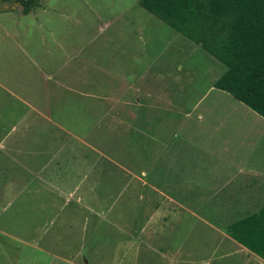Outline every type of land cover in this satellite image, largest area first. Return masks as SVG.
Masks as SVG:
<instances>
[{
  "label": "rangeland",
  "instance_id": "1",
  "mask_svg": "<svg viewBox=\"0 0 264 264\" xmlns=\"http://www.w3.org/2000/svg\"><path fill=\"white\" fill-rule=\"evenodd\" d=\"M9 1L0 0V4H8ZM45 3L49 5V9L46 12L37 10L35 12H38L37 18H35L34 12L23 14L21 9H2L0 11L1 24L3 26L14 24H31L33 26V24L41 22V25L36 28L32 27L31 32H28L35 38L33 42L36 43L30 47V50L37 55L40 50L39 55L56 57L55 67L59 70L64 69L62 66L71 56L77 55L79 58L94 60L93 72L89 70L87 78L78 81V89H81L79 91H86L84 89L86 87L97 92L105 91L104 93L107 95H112L113 101H121V98L123 105L126 103L127 110L121 106L122 112H119L120 110L117 111L119 108H114L115 104L110 105L112 108L106 104L100 109L102 104L97 101V97L88 99V97L71 95L65 96L66 100H62L60 103L58 100H54L55 104L59 103L58 106L67 112L70 120L76 122L75 126L77 129L79 128V135L85 137L89 143L97 144L101 162L96 170L98 175L101 174L100 177L105 183L99 184L96 190L99 196H103L102 191L106 193L109 191L110 196L105 202L107 205L104 204L103 207H95L94 204L91 206L79 204L76 209L77 215L73 218V223L69 224L60 220L69 218L70 208L64 209L59 206L61 204L58 207L48 206L49 203L46 202L48 199L43 192L42 204H46V206H42V208H20L16 205L0 207V264H135V249L137 254L141 251L145 252L141 246L134 247L133 240H135L136 232L135 220L142 221L144 217L148 216L147 211L145 213L147 204L142 201L144 189L139 188L141 186L139 181L145 184L146 177H142L144 180H141L142 173L140 171H136L131 163L124 164L120 161L119 155L126 149V147L123 149L121 147L124 145L129 147L126 152L124 151V157L126 156L130 161L133 156L128 152L129 150L133 152V149H130L132 144L128 143L135 137H140L149 145L152 136L157 134L164 138L162 141L166 144L170 140L165 139L168 136L189 132L187 136L191 137L196 144H205L216 148L220 146V143L223 144L224 138L230 135V138L236 140L231 141L230 152L250 155L251 152L254 154L253 152L263 150V135L259 134L249 138L251 145L243 146L239 142L242 141V137L238 136L241 133L233 130V125L225 126L215 134L214 129L194 126H190L193 129L179 128L181 123L179 119L184 118L185 113L192 110L190 120L193 121L191 123L202 121L201 113L205 115L208 108L218 104L223 107L222 111L218 113V120H222L225 124L228 119H234L233 122H242L248 127L247 132L250 134L249 127L253 120L264 121V118L247 105L246 113L238 115L239 117H236L234 113H228V108L233 104L238 103L243 106L245 104L223 90H215L199 102L200 92L211 85L217 78L216 76L226 70V66L217 60L218 67L211 70L213 67L211 61L216 59L213 54L143 8L139 0H45ZM11 11L13 16L8 18ZM39 32L42 33V42L46 43L45 47L37 35ZM0 37L4 41L3 45L0 44V74L17 80L25 78L24 81L29 82L33 89L40 91L42 84L39 83L36 71L30 67V64H23L21 59L23 55L19 54L20 52L17 53L15 48H6L10 45L5 43L12 40L7 37L4 31ZM177 43L178 47L176 48ZM8 50L12 51L11 55L8 54ZM9 58L13 59V71L11 72L8 71L4 62ZM150 59L156 60L155 66L146 62ZM144 66L142 75L146 74V76L148 70L149 72L151 69L164 72L166 71L164 67H168L166 73L162 75L168 82L179 71L181 73H185L187 70L195 71L194 78L181 76L176 83H172V81L169 83L171 99L174 103L182 105L181 107L184 109L182 111L174 109L177 113L182 114L181 118H178L173 110L162 108H160L162 113H159V110L140 108L134 115L133 104L135 102L131 97L127 103L126 98L130 96L127 90L137 89L134 88L136 81L132 80L135 79V75L141 73L140 70ZM64 74L65 72L62 73V75ZM58 75L61 77L60 74ZM171 75L173 76L169 78ZM67 80L66 84L73 82ZM188 83L190 85L189 92H187L189 95L183 96ZM51 85L56 86L54 82ZM137 86L141 87L142 85L137 82ZM22 88L27 90L25 86ZM141 88L145 91V86ZM57 90L55 89V91ZM57 95L59 94H54L56 99ZM142 96L148 101L149 107H156L149 104L152 96H148L146 93ZM142 96L140 95V97ZM93 103L98 106L97 111L88 113L86 107ZM208 105V108H204ZM194 106H196L195 109H193ZM70 114L75 117H71ZM54 116L57 119L60 117L55 109ZM82 116L84 119L81 118ZM208 118L214 119L213 117ZM148 120H151L152 123ZM155 123L157 126H152ZM93 125L94 128L91 129ZM123 126L126 129L122 128ZM260 130L264 131V128ZM47 132L49 133V131ZM84 148L87 150L86 146ZM151 148L154 151L153 156H158L161 151V155L167 154L166 147L162 150L161 143L158 147L151 146ZM222 153L225 154V152ZM95 157L96 155H94ZM107 161L114 165L111 168H116L114 170L120 172L117 177L109 167L105 166ZM83 170L90 177L83 175L80 178L79 181L84 183L82 187L91 188L86 184L90 178L97 185L96 179L91 177V169ZM137 177L140 179L136 180ZM72 178L74 179L75 176L73 175ZM147 178L149 180V177ZM110 180L113 183H110ZM105 186H110L109 190L102 188ZM122 190L125 191L122 198L118 197V201L115 203V196ZM81 195L79 192V196ZM63 198L66 197L63 196ZM59 201H63V199L61 198ZM64 210L65 213L62 217L60 214L57 215ZM188 220L191 221L190 223L194 222L192 217ZM191 226L193 230L188 233L190 238L200 242L204 240L205 243L197 246L188 241L184 249L193 252V255L197 257L195 262L199 259H207L210 256V248L216 246L218 239L211 229L200 223H194ZM186 227V224L179 226V236L182 229ZM144 247L150 248L147 243ZM228 249H231L230 246H222L219 252L222 253ZM152 257H154L153 254L145 252L140 255L139 263L156 264V259ZM213 264L244 263H242V256L232 255L218 261L215 260Z\"/></svg>",
  "mask_w": 264,
  "mask_h": 264
},
{
  "label": "crops",
  "instance_id": "2",
  "mask_svg": "<svg viewBox=\"0 0 264 264\" xmlns=\"http://www.w3.org/2000/svg\"><path fill=\"white\" fill-rule=\"evenodd\" d=\"M39 1L40 5L29 12H34L35 18H37L38 12L35 13L37 10L46 12L49 9L45 0ZM12 2L15 6L9 7L7 10L21 9L23 12L21 4L9 1L7 5H11ZM9 14L8 18H11L13 12L11 11ZM23 14L28 13L23 12ZM41 24L40 22L33 26L31 24L3 26L0 20V35L4 31L7 37L12 40L5 43L10 45L6 48L12 47L17 50V53L20 52L19 54L23 55L21 57L23 64H30L39 77V83L42 84L39 91L33 89L29 82L24 81L25 78L17 80L0 74V207L16 205L20 208H42V206H46V204H42L43 192L48 199L46 200L49 203L48 206L58 207L61 204L59 206L64 209L70 208L69 218L60 220L69 224L73 223L79 204L86 206L94 204L95 207H103L104 204L107 205L105 202L110 193L102 191L103 196H99L96 190L99 184L105 183L100 177L101 174L98 175L96 170L101 162L97 144L89 143L85 137L79 135V128L77 129L75 126L76 122L70 120V116L58 104L62 100H66L65 96L72 95L88 97V99L97 97V101L102 104L100 109L103 105L107 104L112 108L110 105L115 104L114 108H119L117 111L122 108L121 106L127 110V105H125L126 103L123 105L121 98V101H113L112 95H107L104 93L105 91L97 92L87 87L84 88L86 91H79L81 89H78V81L87 78L89 70H94V60L79 58L77 55L71 56L62 66L64 69L59 70L55 67L56 57L39 55L40 50L38 55L33 53L30 47L36 45L33 42L35 38L29 33L32 27L36 28ZM37 35L45 47L46 43L42 42V33L39 32ZM0 44H4L1 37ZM175 47H178V43ZM11 53L12 51L8 50V54L11 55ZM214 58L216 57L214 56ZM217 60L216 58L211 61L213 64L211 70L218 67ZM4 62L8 71H13V59L9 58ZM146 62L155 66L156 60L150 59ZM164 68L167 71L168 67ZM144 69L145 66L140 70L141 73H137L138 75H135V79L132 80L136 81L134 88L137 89L127 90L130 95L126 98L127 103L131 97L135 102L133 104L134 115L140 108L159 110V113H162L160 110L162 108L173 110L177 117L181 118L182 114L177 111L184 109L181 107L182 105L174 103L171 99L169 83H171L170 81L176 83L181 76L194 78L195 71L187 70L185 73L179 71L174 76L171 75L169 78L173 77L168 82L162 76L166 71L158 72L151 69L150 72L147 71L148 75L146 76V74L142 75ZM208 69H210L209 66ZM63 72H65L64 75H62ZM222 74H218L214 82L200 92L199 102L208 97L211 92L221 91L214 85ZM67 79L73 82L66 84ZM53 82L55 87L50 86ZM137 82L141 83V87L145 86V91L137 86ZM20 85H22L21 88H19ZM24 86L27 90H23ZM189 86L188 83L183 96L189 95L187 93ZM55 89L58 90L55 91ZM144 93L152 96L149 104L156 107L148 106V101L142 96ZM54 94H59L57 99ZM54 100H58L59 103L55 104ZM209 105L204 108H208ZM97 108L98 106L94 103L91 106L88 104L86 111L88 113L97 111ZM222 108L221 105L215 104L207 109L205 115L201 113L202 121H195L194 124L191 123L193 120H190L192 110H189L185 113L184 118L179 119L181 122L179 128L193 129L190 126L208 128L214 129V133L217 134L225 126L233 125L232 129L241 133L238 136L242 137V141L239 142L243 146L251 145L249 142L251 137L259 134L264 136V131L260 130L264 128V121L253 120L249 127V134L248 127L242 122H233L234 119H228L225 124L222 120H218V113L222 111ZM54 109L60 114L59 119L55 118ZM246 111V105L235 103L228 108L227 112L234 113L236 117H239L238 115L245 114ZM70 115L75 117L73 114ZM81 118L84 119L83 116ZM148 121L152 123L151 120ZM152 126H157V123ZM93 128L94 125L91 129ZM122 128L126 129L125 126ZM188 133L172 134L165 138L170 139L166 144L162 141L164 138L157 134L152 136L149 145L140 137H135L128 143L132 144L130 149H133V152L131 150L128 152L133 156L130 161L126 156L124 157V151L126 152L129 147L127 145L121 147V149L124 147L126 149L119 155L120 161L124 164L131 163L136 171H140L142 173L141 180H144L142 177H146L145 184L139 181L141 183L139 188L144 189L142 201L147 204L145 213L147 211L148 216L144 217L142 221L135 220L134 247L141 246L143 251L153 254L152 258L156 259V264H213L215 260L218 261L232 255L242 256L244 264H264V257L242 245L228 232L229 225L234 221L258 214L264 209V147L262 151L258 150V152H253L254 154L251 152L250 155L233 154L230 152L233 140L230 135L224 138L223 144L220 143V146L216 148L205 144H196L191 137L187 136ZM160 143L162 150L166 147L167 154L161 155V151L158 156H153L154 151L151 146L158 147ZM84 146L87 147V150ZM94 155H96L95 158ZM160 155L161 157H159ZM109 162L107 161L105 166L109 167L117 177L120 172L114 170L116 168H111L114 165ZM90 164L92 165L90 166ZM85 168L91 169V177L93 176L97 181V185L94 184L92 178L86 182L91 188L82 187L84 183L79 181L83 175L90 177L88 173H84L83 169ZM138 179L140 178L137 177L136 180ZM110 183L113 181L110 180ZM82 188L87 189V192ZM102 188L109 190L110 186ZM79 192L80 195L82 193L81 196H79ZM124 192L122 190L118 195H114L115 203L118 201V197L122 198ZM61 198L63 201H59ZM64 213L65 210L57 215L60 214L62 217ZM191 217L194 218L193 223L188 220ZM194 223H200L211 229L218 239L216 246L210 248V256L207 259H199L197 262H195L197 257L193 255V252L184 249L188 241L197 246L205 243L204 240L200 242L190 238L188 233L193 230L191 224ZM183 224H186L187 227L182 229L179 236V226ZM145 243L150 248L144 247ZM226 245L231 249L220 253V248L226 247ZM135 252V264H146V262L139 263L140 255L145 252L141 251L137 254L136 249Z\"/></svg>",
  "mask_w": 264,
  "mask_h": 264
},
{
  "label": "trees",
  "instance_id": "3",
  "mask_svg": "<svg viewBox=\"0 0 264 264\" xmlns=\"http://www.w3.org/2000/svg\"><path fill=\"white\" fill-rule=\"evenodd\" d=\"M24 13L39 0H10ZM141 6L200 44L225 66L215 87L264 118V0H140ZM11 4H14L13 2ZM242 245L264 257V209L228 227Z\"/></svg>",
  "mask_w": 264,
  "mask_h": 264
},
{
  "label": "water",
  "instance_id": "4",
  "mask_svg": "<svg viewBox=\"0 0 264 264\" xmlns=\"http://www.w3.org/2000/svg\"><path fill=\"white\" fill-rule=\"evenodd\" d=\"M14 7L15 5H13V4H11V5H7V4H0V11L2 10V9H7V8H9V7Z\"/></svg>",
  "mask_w": 264,
  "mask_h": 264
}]
</instances>
